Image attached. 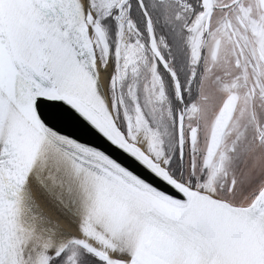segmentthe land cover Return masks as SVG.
<instances>
[{"label": "snow or ice", "instance_id": "1", "mask_svg": "<svg viewBox=\"0 0 264 264\" xmlns=\"http://www.w3.org/2000/svg\"><path fill=\"white\" fill-rule=\"evenodd\" d=\"M0 264H264V0H0Z\"/></svg>", "mask_w": 264, "mask_h": 264}]
</instances>
